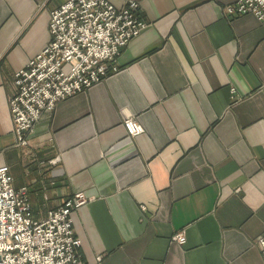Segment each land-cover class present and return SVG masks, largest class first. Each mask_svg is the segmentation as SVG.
<instances>
[{
    "label": "crops",
    "instance_id": "obj_1",
    "mask_svg": "<svg viewBox=\"0 0 264 264\" xmlns=\"http://www.w3.org/2000/svg\"><path fill=\"white\" fill-rule=\"evenodd\" d=\"M65 1L0 0V164L35 216L92 197L72 212L84 264H264V24L229 17L236 0H137L147 26L119 71L45 110L18 146L15 74Z\"/></svg>",
    "mask_w": 264,
    "mask_h": 264
},
{
    "label": "built area",
    "instance_id": "obj_2",
    "mask_svg": "<svg viewBox=\"0 0 264 264\" xmlns=\"http://www.w3.org/2000/svg\"><path fill=\"white\" fill-rule=\"evenodd\" d=\"M139 9L136 0L119 8L109 0H66L51 11L49 43L15 74L16 93L8 100L18 146L29 144L45 110L119 71L121 50L147 26ZM225 12L232 18L253 15L264 24V0H236ZM123 124L129 138L144 132L133 116ZM92 199L76 192L37 218L28 189L15 188L10 167L0 164V264H84L72 212ZM173 239L184 244L185 231ZM258 243L264 261V233Z\"/></svg>",
    "mask_w": 264,
    "mask_h": 264
},
{
    "label": "rangeland",
    "instance_id": "obj_3",
    "mask_svg": "<svg viewBox=\"0 0 264 264\" xmlns=\"http://www.w3.org/2000/svg\"><path fill=\"white\" fill-rule=\"evenodd\" d=\"M137 1V0H136ZM138 2V1H137ZM139 3V2H138ZM63 4V3H62ZM140 5V4H139ZM231 5V4H230ZM229 6V5H228ZM141 9V8H140ZM139 9V13L141 14V11ZM95 85V84H94ZM76 95V94H75ZM74 96V95H73ZM9 104V103H8ZM34 130V129H33Z\"/></svg>",
    "mask_w": 264,
    "mask_h": 264
},
{
    "label": "bare ground",
    "instance_id": "obj_4",
    "mask_svg": "<svg viewBox=\"0 0 264 264\" xmlns=\"http://www.w3.org/2000/svg\"><path fill=\"white\" fill-rule=\"evenodd\" d=\"M122 51V50H121Z\"/></svg>",
    "mask_w": 264,
    "mask_h": 264
}]
</instances>
